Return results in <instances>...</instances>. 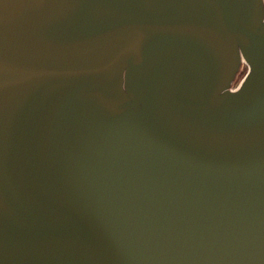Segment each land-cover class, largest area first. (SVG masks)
Instances as JSON below:
<instances>
[{
    "label": "water",
    "instance_id": "obj_1",
    "mask_svg": "<svg viewBox=\"0 0 264 264\" xmlns=\"http://www.w3.org/2000/svg\"><path fill=\"white\" fill-rule=\"evenodd\" d=\"M0 264H264V0H0Z\"/></svg>",
    "mask_w": 264,
    "mask_h": 264
},
{
    "label": "rangeland",
    "instance_id": "obj_2",
    "mask_svg": "<svg viewBox=\"0 0 264 264\" xmlns=\"http://www.w3.org/2000/svg\"><path fill=\"white\" fill-rule=\"evenodd\" d=\"M247 70V66L244 64L240 67V70L238 71V73L236 74L235 80L233 82V85L236 86L238 85V83L240 82V80L242 79V77L244 76L245 72Z\"/></svg>",
    "mask_w": 264,
    "mask_h": 264
}]
</instances>
